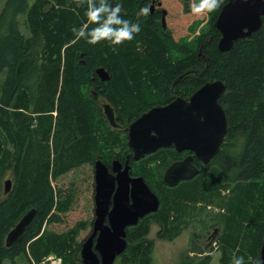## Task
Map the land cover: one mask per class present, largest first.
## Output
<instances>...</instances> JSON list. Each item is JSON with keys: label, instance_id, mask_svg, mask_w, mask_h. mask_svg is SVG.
I'll return each instance as SVG.
<instances>
[{"label": "trees", "instance_id": "obj_1", "mask_svg": "<svg viewBox=\"0 0 264 264\" xmlns=\"http://www.w3.org/2000/svg\"><path fill=\"white\" fill-rule=\"evenodd\" d=\"M149 1L112 0L122 4L125 19L141 25L131 41L113 46L75 39L72 29L87 22V4L6 0L0 12V187L8 171L12 187L0 199V264H14L21 255L46 264L50 254L60 257V264H81V244L75 238L92 222L57 231L45 228L43 221L56 191L61 196L63 190L55 181L92 168L99 158L124 154L127 139L110 125L100 96L114 106L117 122L128 127L151 107L178 96L188 98L215 79L226 84L220 103L228 129L211 163L175 186L164 183L165 168L150 164L152 159L135 168L158 192L161 205L152 217L164 236L176 234L181 222L208 206L218 207L214 217L224 224L221 263L231 264L236 255L243 256L245 264H258L264 236V21L227 51L218 47L221 33L214 22L206 34L182 46L183 57L176 59L171 41L185 29L193 0H159V11L138 17ZM162 9L172 31L163 28ZM22 15L30 35L20 29ZM98 66L109 71L108 80L95 73ZM158 153L149 157L171 159L165 148ZM32 208L34 218L7 248L8 232ZM147 227L143 220L128 230L127 247L114 264H154Z\"/></svg>", "mask_w": 264, "mask_h": 264}, {"label": "water", "instance_id": "obj_2", "mask_svg": "<svg viewBox=\"0 0 264 264\" xmlns=\"http://www.w3.org/2000/svg\"><path fill=\"white\" fill-rule=\"evenodd\" d=\"M165 14L166 10L163 11V28L167 27ZM263 21L264 0H227L215 20V26L221 33L219 49L229 50L236 40L256 32ZM95 73L101 80L110 77L104 66L97 67ZM225 89L223 80H211L188 98L178 96L167 104L151 107L137 117L128 127V144L134 158L139 159L162 147L175 145L178 151L188 150L192 153L172 163L164 173V181L174 186L181 180L198 175L200 167L193 163L194 158L205 165L211 163L227 133L228 117L220 103ZM94 95L98 96L96 91ZM102 107L109 123L118 127L114 106L102 99ZM114 162L119 163V160L115 159ZM115 163L113 171H116ZM130 169L127 164L123 172L115 175L102 159L95 161L93 232L81 243L82 264H114L127 247L126 228L160 208L157 193L145 182L144 177H130ZM4 184V194H7L12 187V179H6ZM35 213L36 209L32 208L19 219L8 232L5 246L10 247L24 233ZM106 216L109 217L110 225H104ZM261 261L264 262V236L260 248Z\"/></svg>", "mask_w": 264, "mask_h": 264}, {"label": "rangeland", "instance_id": "obj_3", "mask_svg": "<svg viewBox=\"0 0 264 264\" xmlns=\"http://www.w3.org/2000/svg\"><path fill=\"white\" fill-rule=\"evenodd\" d=\"M30 1L33 2L34 0ZM5 2L6 0H0V12ZM148 6H151V0L148 2ZM219 8L220 7L211 13L199 17L194 16L192 13L190 14L186 22L185 29L183 31L180 30L176 35H174L175 39L171 41L173 49L172 54L174 58H182V46L184 47L190 42L195 41L200 35L206 34L211 29L219 13ZM18 18L21 23V31L26 35H30V29L22 24L26 20V15L19 16ZM166 24L172 31V25L170 26L168 24L167 18ZM2 78L3 75H0V79ZM99 98L100 102L103 97L100 96ZM122 136L126 139L125 132H122ZM123 151H129L127 140ZM105 160L107 161L108 159ZM138 165L140 169L143 168L142 163L141 165L136 164V166ZM155 165L156 164H154V166ZM9 178H12L11 171H8L1 179L0 199L4 196L3 192L5 180ZM54 185L57 188H62L63 190L61 196L56 191L54 204L51 206L49 214L45 216L43 226L52 230L61 231L82 221H88L90 224L94 218L93 166L92 168L86 167L68 173L55 181ZM151 186L156 191L155 186ZM61 199L63 202L60 201ZM218 212V207L208 206L207 209H203L201 213L193 217H188L187 221L181 222L182 224L177 229L176 234L172 236H164L161 232L162 229L159 223L152 217L153 214L150 215L147 219L148 227L145 238L152 241L153 263L184 264L186 261L192 260L194 264H222V251L219 247V237L223 231L224 224L220 223L219 220L214 217ZM51 218L53 219L50 220ZM89 228L78 233L75 240L81 244L82 240L90 233ZM80 248L77 252V257L81 263ZM15 261L16 262L14 264H34L25 255L17 256ZM60 261L61 258L54 254H50L45 259L46 264H60ZM4 263L7 264L10 262L5 260Z\"/></svg>", "mask_w": 264, "mask_h": 264}, {"label": "clouds", "instance_id": "obj_4", "mask_svg": "<svg viewBox=\"0 0 264 264\" xmlns=\"http://www.w3.org/2000/svg\"><path fill=\"white\" fill-rule=\"evenodd\" d=\"M222 0H193L190 4V11L194 16H203L215 11L220 7ZM87 4L85 15L87 22L79 28L73 27L75 39H86L90 45H96L101 41H108L113 46L120 45L125 41H131L135 34L141 31L139 22H132L125 19L122 15V4L113 3L112 0H77L78 6ZM149 6H143L139 9L137 16H148ZM89 24L95 27L89 28ZM231 264H245L243 256L232 257ZM264 264V262H258Z\"/></svg>", "mask_w": 264, "mask_h": 264}, {"label": "flooded vegetation", "instance_id": "obj_5", "mask_svg": "<svg viewBox=\"0 0 264 264\" xmlns=\"http://www.w3.org/2000/svg\"><path fill=\"white\" fill-rule=\"evenodd\" d=\"M161 7V2L159 1V0H151V6L149 7L150 8V11H151V13H155V12H157V11H159L160 8ZM151 8H152V10H151ZM163 9H162V13H163ZM116 121H117V117H116ZM118 123V122H117ZM119 124V126L118 127H114V126H112L111 124V126L112 127H114L115 129H117V130H119L120 132H125L126 133V139H127V144H128V127H123L122 125H120V123H118ZM162 148H165L166 150H169V152H170V156H171V159L170 160H163V159H159V157H157V158H151V157H149V155H151V154H159L158 153V151L161 149H158V150H156V151H154V152H152V153H149V154H145L144 156H142L141 158H139V159H135L134 158V153H133V151H132V149L129 147V144H128V150L129 151H123L122 153H124L123 155H121V156H119V155H114L113 157H111L110 159H108L107 161L106 160H103L104 162H105V164L109 167V169H110V171L111 172H113L115 175H117L119 172H123L124 171V169H125V167H126V165L128 164L130 167H131V169L129 170V175H130V177H137V176H142V177H144V179H145V182L150 186V188L151 189H153V191L154 192H156L155 190H154V188L150 185V183H149V180L147 179V177L146 176H144V175H142V174H140L138 171L136 172V168H135V166H136V164H140L141 165V163H143V162H145V161H147L148 159H152L151 161H150V164H152V165H154V164H157V165H161V166H164V171H163V173H162V179H163V176H164V173H165V171H166V169L172 164V163H174V162H176V161H179V160H182V159H184L185 157H187L190 153H192L191 151H188V150H182V151H178L176 148H175V145H170V146H167V147H162ZM175 154H174V153ZM100 159V158H99ZM119 160V163H115L114 162V160ZM160 161H161V163H160ZM114 163L115 164H117V166H116V171H113V167H114ZM193 163H195L197 166H199L200 167V170L203 168V166L205 165V164H203L198 158H194V160H193ZM93 172H94V166H93ZM163 181H164V179H163ZM182 181V180H181ZM180 181V182H181ZM179 182V183H180ZM164 183L166 184V185H168L165 181H164ZM178 183V184H179ZM131 187H132V185H130ZM169 186V185H168ZM94 194H95V184H94ZM158 195V194H157ZM94 197V196H93ZM129 200H130V202L132 201V197H131V193H129ZM110 207H112V204L110 205ZM160 209V208H159ZM159 209L157 210V211H159ZM156 211V212H157ZM153 213H155V212H151V213H148V214H146L145 216H143L142 218H140V220H139V222L137 223V224H135V225H130V226H128L127 228H126V230H127V240H128V230L129 229H131L132 227H134V226H136V225H138V224H140L143 220L145 221H147V219L150 217V215H152ZM94 216H95V200H94ZM93 221H94V218H93V220H92V223H91V228H90V233L85 237V238H87L88 236H90V234L93 232ZM104 225H110L109 224V217L108 216H106V218H105V220H104ZM84 238V239H85ZM83 239V240H84ZM82 240V241H83ZM95 240H96V238H95ZM82 243V242H81ZM14 244V243H13ZM12 244V245H13ZM7 247V246H6ZM8 248V247H7ZM119 257V256H118ZM117 257V258H118ZM80 259H81V254H80ZM62 262V259H61V261H60V263ZM81 263H82V259H81Z\"/></svg>", "mask_w": 264, "mask_h": 264}, {"label": "bare ground", "instance_id": "obj_6", "mask_svg": "<svg viewBox=\"0 0 264 264\" xmlns=\"http://www.w3.org/2000/svg\"><path fill=\"white\" fill-rule=\"evenodd\" d=\"M99 67V66H98ZM177 185V184H176ZM175 186V185H174ZM160 205H161V201H160Z\"/></svg>", "mask_w": 264, "mask_h": 264}]
</instances>
